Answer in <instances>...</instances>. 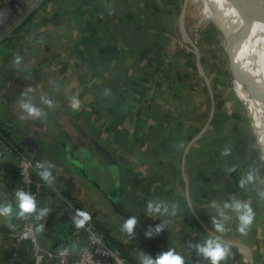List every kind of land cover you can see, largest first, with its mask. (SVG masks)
<instances>
[{"label": "crops", "instance_id": "crops-1", "mask_svg": "<svg viewBox=\"0 0 264 264\" xmlns=\"http://www.w3.org/2000/svg\"><path fill=\"white\" fill-rule=\"evenodd\" d=\"M11 8L8 0H0L5 16L0 25L3 68L19 59L14 67L24 73L21 78H33L32 90L43 104L33 105L42 115L32 126L38 131V122L50 110L56 138L44 142L36 138V130L28 132L29 118L23 120L24 110L11 95L0 105V207L11 205L13 210L11 218L0 216V264L12 250L5 233L21 220L16 215L18 150H31L41 162V172L58 175L53 199L61 209L63 201L81 195V187L90 189L63 157V147L71 159L104 178L116 176L122 206L145 217L142 225L136 224L131 242L120 243L131 264L155 261L169 251L179 254L184 264H211L199 252L208 240L190 224L189 208L210 232L249 243L252 264H264V164L240 107L231 100L224 103L220 95L228 89L217 84L211 92L202 86L193 58L179 51L177 24L182 40L188 41L183 22L178 23L185 0H33L22 11ZM72 98L79 100V109L71 107ZM92 105L106 114L100 116ZM201 128L209 135L189 151L188 185L182 182L180 153ZM251 129L264 160V145ZM16 133L38 148H15ZM236 203L249 204L255 214L246 235L238 230ZM92 208L87 213L99 226L113 224ZM59 217L51 222L55 229H69L67 213L65 219ZM217 223L225 233L216 231ZM144 237L147 244L140 247ZM18 252L25 263L27 254ZM221 264L237 261L229 255Z\"/></svg>", "mask_w": 264, "mask_h": 264}, {"label": "built area", "instance_id": "built-area-1", "mask_svg": "<svg viewBox=\"0 0 264 264\" xmlns=\"http://www.w3.org/2000/svg\"><path fill=\"white\" fill-rule=\"evenodd\" d=\"M179 22L181 23V18L178 20V23ZM178 29L179 27L177 24V30ZM181 41L189 47L187 48L184 45L178 44V47L182 48L181 51L188 55H192L193 60L195 59L194 61H197L195 62L196 67H194L197 79L200 81L202 79L206 80L199 67L198 57L195 55L196 48L193 46V43L189 40L186 42L183 40ZM205 88L209 89L207 87ZM208 135V130L206 128H201L190 136L187 144L182 149L179 158V169L183 183H187L185 163L191 147L196 145V143L203 138H208ZM16 154V182L19 192H24L36 198L37 214L43 209H47L48 212L39 220L36 219L35 215L27 219H21L19 226L15 230L5 233V239L11 244L12 250L9 256L4 259V263L126 264L116 251L104 241L103 237L95 231L89 220L86 221L83 226H77V221L82 219L77 213L85 211L82 210V207L78 203L73 201L74 199H71L70 202L63 201V203H65V209L59 207L58 203L53 199V195L56 193V189L53 186L58 175L54 172H50L51 175L49 180L51 183H49L42 179L39 174L41 173V162L34 152L31 150H18ZM58 207L60 210H55ZM62 210L67 213V224H69V229L60 228V230L57 231L51 222L56 216L61 215ZM55 212L57 213L54 217ZM187 214H189V217L192 219L190 224H194V226L197 225L200 231H203L206 235L207 240H220L222 244L228 248L230 256L237 261V264H252L249 254L251 249L249 243L231 236L216 235L197 222L195 212L192 209L189 208ZM125 221L126 219L122 220V222L117 221V223L111 225L108 224L109 222H105L103 227L109 231L110 235L119 243L129 244L134 232L129 235L123 230ZM40 224H43L44 230L42 232H37L36 229ZM146 244L147 240L146 237H144V239L142 238L140 247ZM19 250L23 251L28 256V260L25 263L20 259Z\"/></svg>", "mask_w": 264, "mask_h": 264}, {"label": "rangeland", "instance_id": "rangeland-1", "mask_svg": "<svg viewBox=\"0 0 264 264\" xmlns=\"http://www.w3.org/2000/svg\"><path fill=\"white\" fill-rule=\"evenodd\" d=\"M186 3H187V0H185V14L182 15L181 17V22H183L182 32L186 35L188 40L191 41L193 43V46L196 48L195 55L198 57L199 67L202 70L206 78V80L202 79L203 84L202 83L201 84L202 86L209 88L211 92L214 91L212 90V88L217 87V84L221 86V89L223 88L225 90L228 89L227 93L224 92V94H220V95L224 96V100H223L224 103H227L229 100H231L234 102V105H238L240 107V112L242 113L244 122L246 124V130L250 133L254 141L256 153L258 157L261 158V161L264 164V160L261 157L257 144L255 143L253 133L251 131L252 129L250 126L249 118L247 117V114H246L245 106L239 99H237L238 96L233 92V89L231 88V78H232L231 67L228 62L229 61L228 55L225 53L224 48L221 45V37L218 31L213 27L211 22L208 20H204L202 15L199 12H197L196 14L192 15L189 19H187V15H186L187 4ZM36 5H38V1L34 5V7ZM218 6L221 11L226 10V7L222 3L219 2ZM33 21L35 23H38V19L36 17L33 18ZM176 34L179 40L178 44L184 45L185 47L189 48L187 44L182 43L181 41L182 38L180 36L181 32H180V29L177 30V27H176ZM181 49L182 48H179V51H181ZM190 56L192 58V55ZM3 59H4V56H2V53H0V80H2V82L0 81V87H2L0 91V105H6L7 99H10V95L13 97L12 101H14L16 105H21L22 103H30L32 105H38V104L43 105V104H40L38 101V93L36 94L32 90L33 85L36 84V82L34 83L33 78H26L27 80H25V78H21L24 73H22V71H20L19 68L14 67V65L17 62L11 64L12 67L8 66L9 68L7 67V69L5 68L6 69L5 70L2 65L3 63L1 62V60L3 61ZM195 62L197 61H194V63ZM16 67H18V65ZM215 74H217L218 78L215 77ZM218 79L221 80V83L219 82ZM222 81L225 83L227 87L222 83ZM243 89L246 90V88H243ZM36 91H38V89ZM218 99H221V98H218ZM224 105H227V104H224ZM92 106L95 108L96 111L99 112L100 116H103V113L106 114L102 109H99L96 105H92ZM249 109L251 113L259 121L262 120L253 109L251 108ZM47 113L49 116L46 118H42V123L38 122V131H37L32 126L33 121L34 122L37 121V118L28 117L25 111L20 112V115L24 118L23 120H25V118H29V124L26 123L29 129L28 132L36 130V132L38 133V136L36 138L44 142L45 141L48 142L51 138H56L54 134L55 133V125H54L55 120L52 117V115L54 114H52L53 112H51L50 110H48ZM60 121L61 123L64 124L63 127L68 130V126L66 125L67 123L63 121V119ZM261 123L264 126L263 120ZM77 140L78 139H76V142L78 143ZM83 147L85 148V146ZM84 175H86L88 179L96 183L94 178L98 177L97 173L95 174L93 171H85ZM98 178L100 179H98L97 182L100 184L101 183L100 180L102 181V178L101 177H98ZM86 183L89 185L90 189L81 187V192H80L81 195L78 197H74L73 201L75 203H78L82 207V210H84L85 212H87V209H91L92 207L95 206L98 208L99 213H101L103 217H105L108 220H111V222L113 221L114 224L117 223V221L122 222V220L124 219L116 214L115 215L112 214L111 209L109 208V205L107 204L105 199L100 195V193L90 183L88 182ZM108 224L111 225L110 223Z\"/></svg>", "mask_w": 264, "mask_h": 264}, {"label": "bare ground", "instance_id": "bare-ground-1", "mask_svg": "<svg viewBox=\"0 0 264 264\" xmlns=\"http://www.w3.org/2000/svg\"><path fill=\"white\" fill-rule=\"evenodd\" d=\"M186 4L187 19L199 12L218 31L231 67V88L244 104L262 147L264 129L249 108L264 121V0H187Z\"/></svg>", "mask_w": 264, "mask_h": 264}, {"label": "clouds", "instance_id": "clouds-1", "mask_svg": "<svg viewBox=\"0 0 264 264\" xmlns=\"http://www.w3.org/2000/svg\"><path fill=\"white\" fill-rule=\"evenodd\" d=\"M5 22V16L2 12H0V25H3ZM17 63H19V59H17ZM71 107L73 109H79L80 103L79 100L76 98L71 99ZM21 108L27 113L28 117L31 118H39L42 113L36 107H34L30 103H22ZM226 154V153H225ZM42 179L51 183L49 177L51 175L50 172H41L39 173ZM249 180L252 179L251 176L248 178ZM243 183V182H242ZM17 199H18V209L19 211L16 213L17 217L20 219H27L30 216L35 215L36 219H42L48 212L47 209L41 210L37 214V205H36V198L32 195L26 194L24 192H17ZM151 207V205H150ZM228 207V205H226ZM234 210L238 213L237 220L239 221L238 230L242 235H246L248 229L252 225L255 214L249 204H240L236 203L234 206ZM12 207L11 205L7 207H0V216H8L11 218L12 216ZM77 215L82 217V219L77 221V226L81 227L84 225L86 221L90 219V216L86 212H78ZM136 219L130 218L125 221L123 225V230L128 233L129 235L133 232L136 226ZM10 228L12 227L11 224L8 225ZM44 230L43 224H40L36 231L42 232ZM160 229H157L159 231ZM216 231L218 233H225L226 229L220 223L216 224ZM199 252L208 259L211 264H221V262L226 261L230 255V252L227 247H225L222 242L218 239H209L206 243V246L199 247ZM145 264H184L183 258L179 255L174 253L173 251H169L166 254L160 255L155 261L151 259H146Z\"/></svg>", "mask_w": 264, "mask_h": 264}, {"label": "water", "instance_id": "water-1", "mask_svg": "<svg viewBox=\"0 0 264 264\" xmlns=\"http://www.w3.org/2000/svg\"><path fill=\"white\" fill-rule=\"evenodd\" d=\"M33 0H8V5L10 7H16L19 11H22L26 8V6L28 4H30ZM16 135V142L18 143V145L20 146H26V147H30L33 149H37L38 145L35 141H33L30 138L27 137H22L20 135H18L17 133ZM64 151V149L62 150ZM104 153V152H103ZM105 155H107L106 153H104ZM108 156V155H107ZM105 156L110 162H111V158L108 156ZM73 165L77 166L78 168V174L84 178L88 183H90L100 194L101 196L105 199V201L107 202V204L109 205V207L111 208V210L113 211V213H115L116 215L120 216L123 219H130V218H135L137 223L139 225L143 224V215H141L138 211L136 210H129L127 212L122 210V204L120 202V199L118 197V192H119V186H118V180L115 178L112 184V193L111 195L105 194L103 192L100 191V189L98 188V186L91 181L90 179H88L84 173H82V166H80L75 160L71 159L70 161ZM66 217V211H62L59 219L63 220Z\"/></svg>", "mask_w": 264, "mask_h": 264}, {"label": "trees", "instance_id": "trees-1", "mask_svg": "<svg viewBox=\"0 0 264 264\" xmlns=\"http://www.w3.org/2000/svg\"><path fill=\"white\" fill-rule=\"evenodd\" d=\"M91 95V94H90ZM15 145V148H18V143L17 142H14L13 143ZM184 148V147H183ZM182 148V149H183ZM19 149V148H18ZM182 149H181V152H182ZM181 154V153H180ZM189 155V154H188ZM189 157V156H188ZM187 157V159H188ZM186 163H187V160H186ZM185 163V165H186ZM186 176H187V183L189 185L190 183V173L186 172ZM109 178V177H108ZM117 180L118 178L115 177ZM114 177H112V180H109L110 184H113V181L115 179ZM118 195H119V192H118ZM119 197V196H118ZM120 198V197H119ZM93 210H95V208H92ZM90 216V219L89 221L91 222V224L93 225L95 231L100 234L104 241L110 245L115 251L116 253L119 255V257L126 263V264H131L130 263V258L128 257V255L124 252L125 249L124 247L122 246V244H120L117 240H115L109 233V231H107L103 226H99L95 220H93V215L92 213L89 214ZM138 224V223H136Z\"/></svg>", "mask_w": 264, "mask_h": 264}, {"label": "flooded vegetation", "instance_id": "flooded-vegetation-1", "mask_svg": "<svg viewBox=\"0 0 264 264\" xmlns=\"http://www.w3.org/2000/svg\"><path fill=\"white\" fill-rule=\"evenodd\" d=\"M12 10H14V8L12 7L11 8ZM17 14V12L16 13H14L13 15H16ZM64 148V150L65 151H63L62 152V154H63V157H65V159H66V161L67 162H69V163H71L70 161H71V157H69V154H68V152L66 151V149H65V147H63ZM81 158V157H80ZM77 162V161H76ZM80 166H82V173H85V171H93L95 174L97 173L98 174V177H101L102 178V181L100 180V184L97 182V180L98 179H100V178H98V177H96V178H94V180H95V184L98 186V188L100 189V191L101 192H103V193H105V194H108V195H111V193H112V191H113V189H112V184H110V182H109V180H112V178H104V176H101L100 175V173L99 172H97V170L95 171V169L93 168V167H90V168H87V166H83V165H81L79 162H77ZM72 164V163H71ZM86 164V163H85ZM72 166L76 169V172L78 173V168H77V166H75V165H73L72 164ZM92 166V165H91ZM86 176V175H85ZM104 178V179H103ZM106 179V180H105ZM101 195V194H100ZM119 196V195H118ZM120 197V196H119ZM120 199V198H119ZM121 202V201H120ZM122 204V203H121ZM122 210L123 211H125V212H127V211H129V210H131V211H133V209L132 208H130L129 206H126V207H123L122 206ZM143 219H144V221H145V217H143ZM144 221H143V223H144Z\"/></svg>", "mask_w": 264, "mask_h": 264}]
</instances>
